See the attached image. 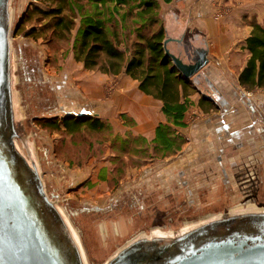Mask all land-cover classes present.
Masks as SVG:
<instances>
[{
    "label": "crops",
    "instance_id": "1",
    "mask_svg": "<svg viewBox=\"0 0 264 264\" xmlns=\"http://www.w3.org/2000/svg\"><path fill=\"white\" fill-rule=\"evenodd\" d=\"M155 1L160 6L159 15L166 19L170 27L169 34L173 38H181L180 35L184 30L188 31L189 35L200 33L205 37L204 46H207L209 50V62L200 72L204 88L199 86L197 91L188 96L189 105L184 112L183 124L175 125L164 114L162 101L142 92L139 89L138 80L126 73L113 74L99 69H87L82 62L75 60L72 52L68 53L69 67L66 73H63V77H67L66 82L75 86V92L65 95V104L68 109L57 114L58 117L61 118L67 113H82L74 112L73 108L85 107L86 113L95 114L105 124V137L110 136V140L104 145H99L100 142L95 138L90 139L93 142L90 147L84 142L80 143V148L85 155L83 164L78 163V156L67 158L63 155V162L67 163V170L71 172L70 183L76 189L71 194L79 196L83 203L93 208H99L107 203V200H111L110 191L114 187L115 178L120 181L130 177V174L134 177L138 165H141L139 169L148 167V172L152 170L157 172L161 169L162 164L149 163L153 160L155 162L162 160L165 163L167 158L171 157L172 162L169 165L163 164L164 170L160 177H172L179 174L185 180L189 173L188 169L199 170V172L208 170V164L205 166L204 162L209 159L204 155L214 156L213 154L218 152L223 155L222 159L216 157L219 169L226 178L232 177L231 171L238 170L233 164L238 158L235 160L227 158L229 162H232V165L228 167L225 161L228 155L226 148L233 145L239 148L238 151L241 154L249 153L251 149L246 139L251 136L256 137L257 128H261L259 131L264 132V118L261 117L263 112L256 107L247 92L241 90L242 87L238 83V74L250 57L245 49V40L254 23H264V0H221L219 4L220 2L232 4L233 1L232 9H227L228 13L222 19H215L213 16L216 9L214 3L217 2L215 0ZM120 6L125 7V4L122 3ZM63 77H56V79L60 82V78L64 79ZM248 92L256 95L259 101L264 97L262 89ZM208 96L213 99V107H209L208 100L201 104V100ZM165 126H168L173 134L165 135L161 130ZM62 129L64 130V127ZM249 129L255 130L249 132ZM159 135L162 139L174 137L179 146L175 149L171 146L165 149L160 144ZM60 138L61 134H53L54 145L52 146H55V150L61 143ZM115 139L121 145L123 143L125 149L122 145L118 150H113L112 147L116 149ZM207 140L209 142H206ZM210 141L217 144L208 145ZM195 143L200 144L202 149L195 148ZM65 145L70 151L71 145L70 147L68 143ZM184 151L188 155L189 153L191 156L194 155L190 159L192 160L190 164L189 158L182 155ZM119 152L122 153V161L125 160L128 163L131 158V168H125L123 174L117 176L113 173L114 162L110 158ZM145 161L149 163L148 166L143 165ZM120 167L124 168V166ZM181 167L185 169L184 173L183 171L174 173ZM94 184L96 185L91 187ZM115 205L116 202L111 200V209L114 210ZM116 217V224L113 223L114 221L106 223L109 239L128 235L133 226L132 221L126 216Z\"/></svg>",
    "mask_w": 264,
    "mask_h": 264
},
{
    "label": "rangeland",
    "instance_id": "2",
    "mask_svg": "<svg viewBox=\"0 0 264 264\" xmlns=\"http://www.w3.org/2000/svg\"><path fill=\"white\" fill-rule=\"evenodd\" d=\"M215 1L217 2L214 3L216 9L213 16L215 19H222L227 15V9H232L231 5L236 0H233L232 4H221V2L219 4L221 0ZM34 5L46 7L44 3L38 0H14L12 40L17 55L18 88L27 113L25 126L29 132L33 133L48 192L49 194L57 192L63 199L62 204L71 214L75 225L82 233L89 258L93 264H101L118 246L135 233L147 230L154 225L178 228L185 221L228 209L238 202L252 200L260 202V204L264 203V132L259 131L261 128H257L258 131H255L256 137L251 136L248 139L244 137L251 149L249 153L243 155L238 151L239 148L233 145L226 148L228 155L225 161H227L228 167L232 165V162H229L227 158L234 160L238 158L233 163L238 170L236 172L231 171L232 177L226 178L219 169L216 157L222 159L223 155L215 152L214 156L204 155L205 158L209 159H205L208 160V163L204 162L205 166L208 164V170L199 172V170L188 169L189 173L185 180L179 174L172 177H160L162 170H164L162 169L163 164L169 165L172 162L171 157H168L165 163L162 160L149 162L151 165L162 164L161 169L157 172L155 170L148 172V167L139 169L141 165H138L134 177L130 174V177L120 181L115 178L114 187L110 191L111 200L116 202L114 210L110 207L111 200H107V203L99 206V208H93L91 205L83 203L81 198H78L79 196L71 194L76 189L70 183L71 172L67 170V163L63 162V154L71 156V151L66 145L58 151L55 150V146H52L54 145L53 134L56 133L57 135L58 132L43 127L38 120L44 117H52L65 109L67 110L64 97L75 92V86L66 82L68 81L67 77H63V73H66L69 67L67 55L69 52L74 54L72 42L75 28L68 38L50 40L49 31L40 32L41 23H37L34 17L32 19L24 17L29 7ZM32 27L37 29L39 34L37 37L29 34ZM56 77H63L64 79L60 78L59 82ZM201 86L204 88L203 84ZM241 90L247 92L256 107L263 112H261V117L264 118V97L259 101L256 95L243 88ZM73 109L74 112L86 113L85 107L78 106ZM253 130L249 129V132ZM82 137L84 138V134L79 133L75 140L80 141ZM93 138L100 142L99 145H104L110 140V136L105 137L104 134L99 133L92 135ZM115 143L116 149L112 147L113 150H118L123 145V143L122 145L120 142L118 143L116 139ZM212 143L217 144L214 141L207 144L212 145ZM194 147H197L198 150L202 149L200 144L196 145L195 143ZM164 148L168 149L169 145H165ZM123 149H125L124 145ZM121 154L119 152L110 158L114 162L113 173H116L117 176L123 174L125 168H131V158L127 163L125 160L122 161ZM182 155L189 158V164L192 162L190 159L194 155L191 156L190 153L188 155L185 151ZM149 163L145 161L143 165L148 166ZM133 164L135 165L134 162ZM70 165L72 164L70 163ZM120 166H124V168ZM192 166L195 168V164ZM181 171L184 173L185 169L181 167L174 173ZM114 199L117 200L114 201ZM121 215L129 218L133 226L128 235L109 239L106 223L114 221L113 223L116 224V216ZM113 223L109 224L113 225Z\"/></svg>",
    "mask_w": 264,
    "mask_h": 264
},
{
    "label": "water",
    "instance_id": "3",
    "mask_svg": "<svg viewBox=\"0 0 264 264\" xmlns=\"http://www.w3.org/2000/svg\"><path fill=\"white\" fill-rule=\"evenodd\" d=\"M14 12V0H0V264H93L63 199L48 192L33 133L25 126ZM182 39L168 37L165 52L184 77H200L208 47L195 49L187 63L167 47ZM101 264H264V204L247 200L178 228L154 225Z\"/></svg>",
    "mask_w": 264,
    "mask_h": 264
},
{
    "label": "trees",
    "instance_id": "4",
    "mask_svg": "<svg viewBox=\"0 0 264 264\" xmlns=\"http://www.w3.org/2000/svg\"><path fill=\"white\" fill-rule=\"evenodd\" d=\"M46 5L29 7L24 17L41 23L40 32L49 31L50 40L68 38L75 28L72 51L77 61L87 69H99L113 74L126 73L138 80L139 89L162 101V110L175 125L183 124V116L189 105L188 96L202 85L201 77H184L166 54L164 42L172 37L170 27L159 15L160 6L155 0H38ZM125 7H121V4ZM30 35L37 37L32 27ZM188 31L180 37L182 42H169L168 49L185 62H192L195 49L204 47L205 37ZM173 38V37H172ZM49 40V41H50ZM172 43H175L174 45ZM178 46V48H177ZM249 52L245 66L238 74L239 86L247 91L264 90V23H254L245 40ZM213 107V99L206 97ZM208 107V108H209ZM39 122L43 127L61 134L60 150L66 143L72 152L70 158L78 156V163L84 161L80 143L87 146L94 134H104L105 124L90 113H67L44 117ZM64 127V130L62 129ZM165 135L173 134L168 127L161 129ZM162 131L161 136H162ZM84 138L75 140L77 134ZM91 135V136H90ZM105 135V134H104ZM161 146L177 148L174 137L162 139ZM96 141V140H95ZM159 147L157 146V149ZM69 158V155L63 154Z\"/></svg>",
    "mask_w": 264,
    "mask_h": 264
},
{
    "label": "flooded vegetation",
    "instance_id": "5",
    "mask_svg": "<svg viewBox=\"0 0 264 264\" xmlns=\"http://www.w3.org/2000/svg\"><path fill=\"white\" fill-rule=\"evenodd\" d=\"M239 203V202H238ZM257 203H259L260 204V202H257ZM237 204V203H236ZM264 204V203H263ZM224 210H226V209H224ZM224 210H221V211H224Z\"/></svg>",
    "mask_w": 264,
    "mask_h": 264
},
{
    "label": "built area",
    "instance_id": "6",
    "mask_svg": "<svg viewBox=\"0 0 264 264\" xmlns=\"http://www.w3.org/2000/svg\"><path fill=\"white\" fill-rule=\"evenodd\" d=\"M223 15H224V13L222 14V16H223ZM222 16H221V17H222Z\"/></svg>",
    "mask_w": 264,
    "mask_h": 264
}]
</instances>
